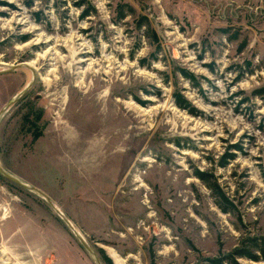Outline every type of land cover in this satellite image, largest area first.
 I'll return each instance as SVG.
<instances>
[{
  "label": "rangeland",
  "instance_id": "obj_1",
  "mask_svg": "<svg viewBox=\"0 0 264 264\" xmlns=\"http://www.w3.org/2000/svg\"><path fill=\"white\" fill-rule=\"evenodd\" d=\"M20 62L0 166L101 264L264 236V0H0V70ZM30 76L0 73V109ZM0 264L95 262L0 174Z\"/></svg>",
  "mask_w": 264,
  "mask_h": 264
},
{
  "label": "trees",
  "instance_id": "obj_2",
  "mask_svg": "<svg viewBox=\"0 0 264 264\" xmlns=\"http://www.w3.org/2000/svg\"><path fill=\"white\" fill-rule=\"evenodd\" d=\"M177 104L186 105L178 99ZM193 111V109L191 108ZM197 176L202 178V173L197 172ZM237 258H245L252 261H264V236H254L246 238L242 244L228 254L215 257L204 258L203 263L197 264H241Z\"/></svg>",
  "mask_w": 264,
  "mask_h": 264
},
{
  "label": "water",
  "instance_id": "obj_3",
  "mask_svg": "<svg viewBox=\"0 0 264 264\" xmlns=\"http://www.w3.org/2000/svg\"><path fill=\"white\" fill-rule=\"evenodd\" d=\"M22 63V62H20ZM27 67L25 64H16V65H11V66H8L2 70H0V73L1 72H7V71H10V70H14L18 67ZM34 76V75H33ZM33 81V78L29 81V83L24 86V88H22L19 92H17L12 98H10V100L0 109V117L1 115L5 112V110L8 108L9 105L13 104L14 102H16L24 93L25 91L27 90V88L29 87V84ZM0 174L3 175L4 177L8 178L9 180L27 188V189H30V190H33L35 191L36 193L38 194H42L41 191H39L37 188L31 186V185H28L26 184L25 182L21 181L19 178H17L16 176H14L13 174H11L10 172H8L7 170H5L4 168H2L0 166ZM46 201L51 205L53 206V202L52 200L49 198V197H46ZM61 212V211H59ZM64 218V219H63ZM63 220L66 222V224L70 227V229L72 230V232L75 234V236L78 238V240L80 241V243L82 244V246L87 250V252L90 254L91 258L93 259V261L95 262V264H101L99 258L94 254L93 250L90 248V246L88 245V243L86 242L85 238L81 235V233L75 229L73 227V225L71 224V222L68 220V218L64 217L63 216Z\"/></svg>",
  "mask_w": 264,
  "mask_h": 264
},
{
  "label": "bare ground",
  "instance_id": "obj_4",
  "mask_svg": "<svg viewBox=\"0 0 264 264\" xmlns=\"http://www.w3.org/2000/svg\"><path fill=\"white\" fill-rule=\"evenodd\" d=\"M19 64H25L27 67L26 68H28L29 70H30V72H31V76H30V78H29V81L33 78V75H34V70H33V68L31 67V66H29L30 64H31V62H22V63H18V65ZM11 65H13V64H9V65H6L5 67H8V66H11ZM22 67V66H21ZM23 67H25V66H23ZM27 184V183H26ZM29 185V184H28ZM35 192V191H34ZM41 197H43L45 200H46V197H47V195H45L44 193H42V194H39ZM53 208H54V210L56 211V213L61 217V218H63V216L66 218V216H65V214L59 209V208H57L56 206H55V204L53 203V206H52ZM59 211H61V212H59ZM64 219V218H63ZM69 220V219H68ZM74 227V226H73ZM75 228V227H74ZM76 229V228H75Z\"/></svg>",
  "mask_w": 264,
  "mask_h": 264
}]
</instances>
